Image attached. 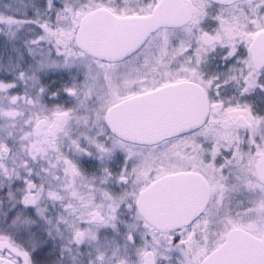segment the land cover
Wrapping results in <instances>:
<instances>
[{
	"label": "snow or ice",
	"instance_id": "snow-or-ice-1",
	"mask_svg": "<svg viewBox=\"0 0 264 264\" xmlns=\"http://www.w3.org/2000/svg\"><path fill=\"white\" fill-rule=\"evenodd\" d=\"M0 264H264V0H0Z\"/></svg>",
	"mask_w": 264,
	"mask_h": 264
}]
</instances>
